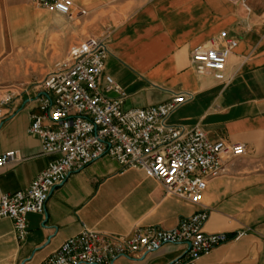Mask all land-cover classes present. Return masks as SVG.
<instances>
[{
	"label": "crops",
	"instance_id": "obj_1",
	"mask_svg": "<svg viewBox=\"0 0 264 264\" xmlns=\"http://www.w3.org/2000/svg\"><path fill=\"white\" fill-rule=\"evenodd\" d=\"M37 10L32 0H0V97L14 91L8 67H17L30 52L32 22H18L21 33L16 36L14 19ZM222 32L238 46L228 59L225 80L218 81L212 73L198 74L191 54L199 47L220 48ZM106 36L105 73L127 94L124 110L164 104L173 94H193L169 123L199 128L212 140L243 143L247 154L208 182L199 205L168 196L143 171L102 157L54 188L43 215L27 217L24 242L17 240L13 221L0 218V264H42L84 226L126 237L137 228L172 230L202 210L209 212L206 233L247 234L198 264H264V0H145L134 11L110 18L106 33L97 38ZM40 84L14 91L15 101L2 110L8 117L0 125V154L15 151L18 159L0 169V198L28 188L55 159L43 155L40 141L28 134L31 116L40 114ZM186 250L167 245L115 264H170Z\"/></svg>",
	"mask_w": 264,
	"mask_h": 264
},
{
	"label": "built area",
	"instance_id": "obj_2",
	"mask_svg": "<svg viewBox=\"0 0 264 264\" xmlns=\"http://www.w3.org/2000/svg\"><path fill=\"white\" fill-rule=\"evenodd\" d=\"M37 9L77 22L88 11L72 0H32ZM222 46L199 47L191 54V65L200 75L212 73L225 80V69L238 46L227 32L220 34ZM109 36L88 38L74 45L69 59L54 64L41 82L36 102L40 114L31 116L28 134L37 138L43 155L54 156L30 186L0 198V218L14 223L19 242L28 236L29 215H43L52 190L71 174L109 157L124 169L143 171L160 183L165 194L199 205L210 180L220 177L227 164L247 154L243 143L212 140L199 128L174 126L169 119L193 94H173L160 105L124 110L127 94L105 73ZM10 90L0 97L2 113L16 99ZM18 159V152L0 154V169ZM209 212L202 210L180 220L172 230L137 228L130 236L117 237L87 229L65 241L42 264H115L120 258L144 257L164 246H186L184 255L170 264H198L216 248L240 240L247 234H209L204 227Z\"/></svg>",
	"mask_w": 264,
	"mask_h": 264
},
{
	"label": "rangeland",
	"instance_id": "obj_3",
	"mask_svg": "<svg viewBox=\"0 0 264 264\" xmlns=\"http://www.w3.org/2000/svg\"><path fill=\"white\" fill-rule=\"evenodd\" d=\"M73 1L76 6L89 11L86 18L71 22L63 16L40 9L23 19H14L16 36L21 33L18 22H32L29 28L32 33L30 52L25 54L17 67H8V85L14 91L21 92L32 88L33 84L41 83L53 70L54 64L69 59V52L74 45L88 38L102 37L110 18L134 11L145 0H97L95 10L93 0Z\"/></svg>",
	"mask_w": 264,
	"mask_h": 264
}]
</instances>
